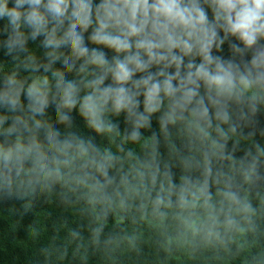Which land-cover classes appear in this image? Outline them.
I'll return each mask as SVG.
<instances>
[{
    "label": "clouds",
    "instance_id": "1",
    "mask_svg": "<svg viewBox=\"0 0 264 264\" xmlns=\"http://www.w3.org/2000/svg\"><path fill=\"white\" fill-rule=\"evenodd\" d=\"M0 22V190L84 199L93 244L136 205L188 227L203 210L206 245L249 248L236 237L257 232L253 199L264 208V0H0ZM249 255L264 264V248Z\"/></svg>",
    "mask_w": 264,
    "mask_h": 264
},
{
    "label": "trees",
    "instance_id": "2",
    "mask_svg": "<svg viewBox=\"0 0 264 264\" xmlns=\"http://www.w3.org/2000/svg\"><path fill=\"white\" fill-rule=\"evenodd\" d=\"M42 39L38 37L36 43ZM224 48L227 56V44ZM105 51L111 58L112 53ZM41 54L42 49H37V55ZM0 62L11 64L2 50ZM49 112L52 114L51 109ZM73 116L80 132L95 135L75 112ZM97 142L108 146L102 137H97ZM60 191L57 185L50 195L38 192L35 196L13 198L0 190V264H244L249 254L264 248V208L256 199L253 204L257 232L236 237L237 242L247 240L249 244L245 252L237 254L236 243L225 250L219 244L206 245L203 231L194 234L199 220L205 218L200 209L197 210L199 219L191 227L183 225L175 215L178 211L175 208L168 210V217L163 221L154 218L150 209L147 216H142L136 205L127 213L109 212L99 243L93 244L91 229L97 223L95 214L84 199L63 200ZM220 220L223 221L222 215ZM72 229L80 231V238H70ZM65 248L67 255L61 256Z\"/></svg>",
    "mask_w": 264,
    "mask_h": 264
}]
</instances>
